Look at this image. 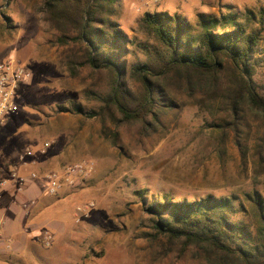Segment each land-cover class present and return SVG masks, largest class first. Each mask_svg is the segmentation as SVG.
Instances as JSON below:
<instances>
[{
  "label": "rangeland",
  "instance_id": "rangeland-1",
  "mask_svg": "<svg viewBox=\"0 0 264 264\" xmlns=\"http://www.w3.org/2000/svg\"><path fill=\"white\" fill-rule=\"evenodd\" d=\"M262 7L264 0H118L113 19L128 35L130 64L143 56L135 43L147 37L139 24L147 11L182 14L194 24L199 12L243 14ZM41 16V0H0V63L12 60L28 71L17 90L19 109L0 127V161L7 167L23 161L38 174L43 195L32 219L40 232L48 219L53 225L51 246L41 247L46 257L40 263L203 264L195 245L183 249L181 241L155 239L154 217L145 207L152 195L164 202L213 194L233 196L237 217L244 216L240 204L249 208L244 193L256 191L264 198V172H255L256 132L242 164L232 134L223 138L213 126L225 114L203 113L184 95L176 97L183 102L179 111L162 116L147 131L140 122L121 123L116 130L109 119L103 128L99 118L74 113L77 105L84 110L102 105L98 94L104 92L109 73L83 66L73 75L64 57L78 46H59V34ZM253 79L264 90V68ZM130 84L136 88L133 80ZM225 84L223 77L222 89ZM109 130L118 133L116 145L106 135ZM76 162L90 165L88 176L72 189L47 195L42 174ZM85 205L77 214V207Z\"/></svg>",
  "mask_w": 264,
  "mask_h": 264
},
{
  "label": "trees",
  "instance_id": "trees-1",
  "mask_svg": "<svg viewBox=\"0 0 264 264\" xmlns=\"http://www.w3.org/2000/svg\"><path fill=\"white\" fill-rule=\"evenodd\" d=\"M41 1L43 22L59 34L56 43L78 46L65 54L68 70L75 75L79 67L89 66L109 73L104 92L98 94L102 105L92 110L77 105L74 113L99 118L103 128L109 119L116 130L121 123L140 122L147 131L162 116L179 111L183 102L176 97L184 95L203 113L225 114L213 126L223 138L232 134L242 164L256 132L255 172H264V90L253 79L264 68V7L243 14L199 12L194 24L182 14L147 11L139 19L147 37L135 43L143 56L127 64L128 35L113 19L118 0ZM108 133L116 145L118 133ZM152 196L144 211L154 217L155 239L181 241L183 249L195 245L203 264H264V198L256 191L243 194L249 208L240 204V217L233 196L164 202Z\"/></svg>",
  "mask_w": 264,
  "mask_h": 264
},
{
  "label": "crops",
  "instance_id": "crops-1",
  "mask_svg": "<svg viewBox=\"0 0 264 264\" xmlns=\"http://www.w3.org/2000/svg\"><path fill=\"white\" fill-rule=\"evenodd\" d=\"M4 162L0 161V183L5 179L8 182L0 186V264H42L40 261L46 257V253L40 250L45 247L42 234L45 230L51 233L53 225L48 219L42 223L44 231L40 232L37 220L32 219L31 211L43 195L41 183L31 180L18 188L14 181L9 180L11 171L15 169L28 175L33 169L23 161L11 167ZM24 203L27 208L22 206Z\"/></svg>",
  "mask_w": 264,
  "mask_h": 264
},
{
  "label": "built area",
  "instance_id": "built-area-1",
  "mask_svg": "<svg viewBox=\"0 0 264 264\" xmlns=\"http://www.w3.org/2000/svg\"><path fill=\"white\" fill-rule=\"evenodd\" d=\"M28 71L14 63L12 60L0 63V127L4 124L6 118L11 117L17 109L18 105V86L27 79ZM24 156L20 157L23 160ZM90 165L86 162L69 163L61 168L60 171H48L42 174L43 190L47 195L56 196L64 187L74 188L80 181L85 179L90 172ZM38 174L34 171L28 175H23L13 169L10 173L9 180L15 182L18 188L29 183L31 180H37ZM8 182L7 179L1 181L0 186H4ZM27 208V204L22 205ZM91 206V205H90ZM89 206V207H90ZM87 206L77 207V214L84 211ZM53 240L52 234L45 230L42 234V243L45 246H51Z\"/></svg>",
  "mask_w": 264,
  "mask_h": 264
}]
</instances>
